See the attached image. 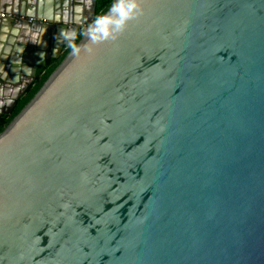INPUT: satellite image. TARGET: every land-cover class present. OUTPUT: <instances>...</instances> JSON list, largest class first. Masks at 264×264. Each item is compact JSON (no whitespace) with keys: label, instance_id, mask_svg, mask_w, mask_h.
Returning <instances> with one entry per match:
<instances>
[{"label":"water","instance_id":"water-1","mask_svg":"<svg viewBox=\"0 0 264 264\" xmlns=\"http://www.w3.org/2000/svg\"><path fill=\"white\" fill-rule=\"evenodd\" d=\"M2 1L83 32L0 130V264H264V0H137L97 43L118 0ZM39 56H0V115Z\"/></svg>","mask_w":264,"mask_h":264},{"label":"crops","instance_id":"crops-1","mask_svg":"<svg viewBox=\"0 0 264 264\" xmlns=\"http://www.w3.org/2000/svg\"><path fill=\"white\" fill-rule=\"evenodd\" d=\"M60 1V0H58ZM63 0H61L62 2ZM56 1L55 0H50L48 9L51 11L53 18L55 17L56 20H59L60 18V13L58 11L57 13V6H56ZM76 4H74V7ZM59 10V9H58ZM74 12V11H73ZM5 11L3 9V1L0 0V15L4 14ZM73 17L78 18H85L88 17V9L85 10V5L82 6V10L79 11V13L74 12L72 13ZM5 18V17H4ZM4 18L0 17V20H4ZM4 23V24H3ZM41 25V24H40ZM42 27V26H41ZM79 26H77V29ZM32 26L19 21L15 16L11 18H7L4 22H0V56H6V58H14L15 61H19L20 59H24L23 56L31 61V63H35L36 60L40 59L41 57L39 56L40 54L45 53V62L48 59H52L49 54H51L53 51H57L58 55L62 52V50L71 42L70 38H66V32H67V27L63 26L61 24H52L49 26V28L44 29L43 32L40 30V32H33ZM76 34V33H75ZM75 36V35H74ZM33 42H32V41ZM65 44H63V42ZM62 42V43H61ZM37 43L38 45H34ZM61 44V46H60ZM36 48H34L33 46ZM60 47V49H59ZM4 49L6 50L4 52ZM32 50L34 54H27L26 56V50ZM40 51H36V50ZM25 51V52H21ZM37 52V53H35ZM4 58V57H3ZM19 64V63H18ZM16 65L17 63L13 64V68L9 66V70H11L12 74H14L15 77L12 78L13 81H17L21 77L25 78L23 74H21V69L22 67L19 68L17 67L18 71H16ZM23 71V70H22ZM14 86L10 88V92L13 90ZM0 96L4 94L5 96L6 93H3L0 90ZM3 98V96L1 97Z\"/></svg>","mask_w":264,"mask_h":264},{"label":"clouds","instance_id":"clouds-1","mask_svg":"<svg viewBox=\"0 0 264 264\" xmlns=\"http://www.w3.org/2000/svg\"><path fill=\"white\" fill-rule=\"evenodd\" d=\"M143 8L139 7L137 0H118L111 9L112 18L104 16L98 18L95 22L94 28H89L87 36L93 43L108 40L109 38L115 40V33H120L124 30L127 21L135 19L143 15ZM117 18H113V17ZM115 25L113 29L111 26ZM74 53L79 52L74 44L69 45Z\"/></svg>","mask_w":264,"mask_h":264},{"label":"trees","instance_id":"trees-1","mask_svg":"<svg viewBox=\"0 0 264 264\" xmlns=\"http://www.w3.org/2000/svg\"><path fill=\"white\" fill-rule=\"evenodd\" d=\"M112 4V0H95L94 10L92 19L89 22V25L98 17L100 16L110 5ZM83 32V28L79 27L76 31V34L74 36V39L62 50V52ZM61 52V53H62ZM60 53V54H61ZM59 54V55H60ZM59 55L56 58L48 59L45 62V65L42 67H38L35 71L34 78L30 84L26 87L24 92L16 99L15 104L13 105L11 111L6 115L0 116V130L8 120V118L11 116L13 111L16 109L18 104L21 102L25 94L28 92V90L33 86V84L42 76V74L50 67V65L59 57Z\"/></svg>","mask_w":264,"mask_h":264},{"label":"built area","instance_id":"built-area-1","mask_svg":"<svg viewBox=\"0 0 264 264\" xmlns=\"http://www.w3.org/2000/svg\"><path fill=\"white\" fill-rule=\"evenodd\" d=\"M1 18H3V14L0 15ZM17 19L19 21H24L26 20V22L30 23V22H39V23H43L44 21L43 20H39V19H32V18H23L22 16H18Z\"/></svg>","mask_w":264,"mask_h":264},{"label":"flooded vegetation","instance_id":"flooded-vegetation-1","mask_svg":"<svg viewBox=\"0 0 264 264\" xmlns=\"http://www.w3.org/2000/svg\"><path fill=\"white\" fill-rule=\"evenodd\" d=\"M88 24H89V23H88ZM25 89H26V88H25ZM23 92H24V91H23ZM10 111H11V110H10ZM10 111H9V112H10ZM9 112H8V113H9ZM8 113H6V114H8ZM6 114H1V115H6ZM1 115H0V116H1Z\"/></svg>","mask_w":264,"mask_h":264}]
</instances>
